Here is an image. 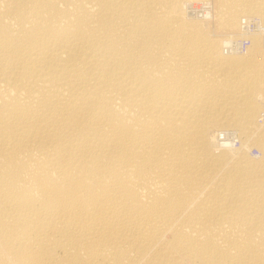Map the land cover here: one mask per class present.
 Here are the masks:
<instances>
[{
	"label": "bare ground",
	"instance_id": "1",
	"mask_svg": "<svg viewBox=\"0 0 264 264\" xmlns=\"http://www.w3.org/2000/svg\"><path fill=\"white\" fill-rule=\"evenodd\" d=\"M257 52L264 0H0V264H264Z\"/></svg>",
	"mask_w": 264,
	"mask_h": 264
},
{
	"label": "rangeland",
	"instance_id": "2",
	"mask_svg": "<svg viewBox=\"0 0 264 264\" xmlns=\"http://www.w3.org/2000/svg\"><path fill=\"white\" fill-rule=\"evenodd\" d=\"M233 11H234V9H232V8H230V9L228 10L229 13H233ZM252 23H253V22H252ZM252 23L250 24V27H249L250 30H251V27H252V26L254 27V25H252ZM253 24H254V23H253ZM253 27H252V29H253ZM259 54H260V55H259ZM262 54H263V53H261V52H259V53L257 52L256 55L259 57V56H261ZM259 58H260V57H259ZM257 119H258V121H259V119H260V121L263 120V119H264V115H263V116H262V115L259 116ZM255 148H256V147H253L252 150H251L253 153H257V152H258V150H256Z\"/></svg>",
	"mask_w": 264,
	"mask_h": 264
},
{
	"label": "built area",
	"instance_id": "3",
	"mask_svg": "<svg viewBox=\"0 0 264 264\" xmlns=\"http://www.w3.org/2000/svg\"><path fill=\"white\" fill-rule=\"evenodd\" d=\"M201 15L203 14V12L202 13H200ZM255 21V20H254ZM252 25H253V23H252ZM264 55H261V56H259L260 58H262ZM256 58H259L257 55L255 56ZM221 138H224V136L222 135L221 136ZM256 150H258L257 148H256Z\"/></svg>",
	"mask_w": 264,
	"mask_h": 264
}]
</instances>
